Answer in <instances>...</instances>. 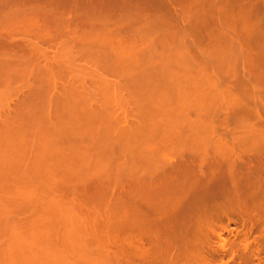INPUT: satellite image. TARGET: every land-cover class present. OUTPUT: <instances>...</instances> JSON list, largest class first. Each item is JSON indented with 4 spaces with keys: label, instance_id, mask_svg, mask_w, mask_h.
I'll list each match as a JSON object with an SVG mask.
<instances>
[{
    "label": "rangeland",
    "instance_id": "rangeland-1",
    "mask_svg": "<svg viewBox=\"0 0 264 264\" xmlns=\"http://www.w3.org/2000/svg\"><path fill=\"white\" fill-rule=\"evenodd\" d=\"M107 1L110 5H109V8L106 7L105 5V8L109 9V11L108 9L107 11L106 9L103 10V12H105L106 14L101 11H95V10L94 12L90 11L91 12L90 14L87 12L89 16L87 15L86 20H85L86 13H84L85 11L82 12L80 10H79L80 12L75 10L74 14L71 12L65 13L64 15H66V18L64 16L63 19H62L63 15H61V12H56V15L57 14L59 15L57 17H59L60 19L58 20V18H53L54 21L57 19L58 22L55 21L56 23L53 21V19L50 20V18L48 17L45 18L41 16L42 19L44 18V22L42 21V23H44L43 24L44 26L42 25V27L47 26L45 28L51 31V33H49L48 31V33L49 35L52 34L51 35L52 38L57 36L58 31L65 32L66 30L65 33H67L68 31H69L68 33H71L69 35L66 34L67 37L61 36V39H60V36H57V38L59 37V40L57 39V41H54V43H50V44L45 42L46 38H43L44 40V41L42 40L43 42L41 41L38 42L37 41L39 40L38 34H36L37 38H34V37L31 38L33 40L32 42L33 43L35 42L37 47H39L38 50L40 51V55L41 56L43 55L44 58L46 56L47 59L49 60L52 59L53 57H56L57 54H58L57 56H60L63 51V50L61 51V47L64 46L66 48L67 46L66 54L68 55L67 57L69 58V61H72L73 63L72 65L73 67L71 69L74 72L72 73V71H70L71 69H69L70 73L68 72V70H63L65 71L64 74L66 73L70 75H68L69 77L68 78L67 75L65 74L67 78L64 76L65 79L63 78L62 80H58L60 82L57 81V83L60 84V86L62 85L61 88L64 85L62 89L58 88L60 87L58 85L56 86L59 90L58 89L50 90L48 86H44V85L42 86L44 82L41 80L40 81L43 82L42 84L40 82H37L36 81L38 79L37 75L36 76L32 75L34 77H37V79H35L34 77L30 75H26V74H25V77H23V74L25 73L26 69L19 67L20 70L24 69L22 70L23 71V74H22L21 73L22 71H18L19 68L17 69L16 67L22 66L24 62H25L24 64H26L27 62L29 63L30 61H27V58H25L24 60L21 59L23 60V63L22 61L20 62V60L18 62V58L20 59V56L18 58L17 56L21 55L23 51L21 48H19L21 49L20 53L17 48L18 51L15 50L17 51V53L16 54L13 53L12 56L10 55L11 58H13V55L16 56L14 57V60L16 58L18 63L16 62V60L14 62L13 59H10V56L8 58L7 56L8 54L6 55L7 61L11 62L13 60V64H11L12 66L11 67L9 66V67L10 68L15 67V70L17 69V73L20 72L18 74L14 73L15 70L14 72L12 69L9 70L7 64L10 65V63L9 62L5 63L6 62V59H4L5 53H2V56L0 55L3 58L2 62H4L3 60H5L4 63L6 64V67L5 65H3V67H5L4 68L5 74H3V72L1 71L3 70V68H2V65H0L1 66L0 68H2L0 69V73L2 74V76L4 75L2 79H4V77L7 78V75L11 76V78L8 77L7 80H9V78L12 79L14 76V75L12 76L13 73L16 75L14 76V78L17 77L18 75L20 77L22 75L23 77V79L21 78L22 80L18 81L20 85L18 84L17 81H16L17 83L14 81V83L10 82V84L9 83L7 84L6 80L5 82L4 80L2 82L0 81V95H1L0 96V116L2 118L0 120H1V123L3 119L5 120L3 122L5 123L9 122L8 124H5V129H6L5 133H3L4 128L1 127V126H4L2 125L4 123L0 124V127L2 128V130L0 128V131H1L0 135L2 133L4 134V136L3 135L0 136V143H1L0 144V210L4 212H8L9 214L7 215L9 216L11 215L10 212H12V216L9 217V220L11 222L9 223L11 225L8 223V219L6 220L5 217H3L2 220L0 219V230H1L0 233L2 232L3 234V235H0V238H1L0 239V261L1 262L0 263L1 264L5 262H6L5 264H9L7 263V260L11 264L12 263L11 261L13 260V258H15L17 262L21 261L20 262L21 264H37V263L38 264L40 263L41 264H79V263L80 264H107L108 262L111 264L113 257H115L113 255H116V254L120 255L121 252L123 253L125 252L126 254L129 253L128 255L132 258V255H131V253H133L132 251L134 252L139 251L138 250L139 248L140 250H144V249L150 250L151 248H154L151 246L152 243L149 242L150 244H148V240L145 239L146 237L143 234L139 233L140 235H143L142 237L139 234L137 233L135 234V232H132L134 228L136 226L138 228L139 225L140 226L142 225L141 227H139V229L135 228V230L137 229L138 232H141L139 231L141 228L145 229V228H149L150 226H151V229L153 230L152 226H155L156 224L154 222L155 221L160 222V220H162L161 222H163L164 218H166L169 215L168 212H171V211L173 212V208L170 205V203H172L173 205V200L177 199L175 198L176 196L180 198L178 199L181 202L182 201L181 197L182 196L184 197V192H186L184 191V189L188 188V187L186 188V184H184L185 186H183V189L181 187L182 185L181 183H179L178 184L179 186H178L176 183V180L174 181L175 178L172 180H173V183H176L177 186L171 182L172 180L167 181L168 180L167 178L169 177L172 178V175H170L166 178V182H169L172 184L166 183L167 185L163 186L164 188L161 186V189L158 188L160 186L152 185V187H155V189L158 188L160 190L159 192L162 194L159 197H158L159 194L155 195L157 197L156 200L158 199L156 202V200L154 199L155 197L153 193L157 191L153 190L148 185L151 186L150 184L151 181H153L152 184L154 183V181L157 179L158 174L161 176L163 175L162 174L163 172L166 174V172L170 168L169 166L170 164H168V161L170 162L171 160L178 158V156L174 158V153L176 152L172 151V147L175 143L176 144L182 143V142L186 143L188 142L186 140H188L189 137L191 138L190 140L191 142H192L193 137L195 138L198 137V139L203 137V134L201 133L197 134V132H199L198 130H196L197 132H194V130L191 132H188L189 127L190 126L192 127L191 125L192 123H190V119L192 118V116H189V114L196 116L193 118L194 120H196L195 118L199 120V117L197 116H198V112L201 108L200 106L203 100L201 101V103L199 101L206 97L204 96L202 98L199 94L203 92V90H204L203 93L205 95H208V93L211 94V92H208L210 91V87H209V90L207 89V86H208L206 84L207 81L205 82L204 81L205 79H203V78H206L207 76L205 75L206 74L205 72L209 71L208 75H210L211 72L212 74L217 73V70H219L218 69L219 67H217L216 64H215L216 68H215V65L212 67L211 65L205 66L206 67V71H205L203 69L204 63H202V57L204 56L203 59H205V55H206L205 53L206 52L208 53L209 51L210 54L212 55L207 54L208 56L206 55V57L208 58L211 56L210 58L213 59L212 61H215L217 59L216 56L218 54H219L218 56H222L220 54H223V57H224L225 54L231 53V51L229 52V50L228 52H225L223 49L225 48V50L227 51L229 47L221 46V43L216 44V41H215L214 44L211 43V44L205 45L206 40L203 41L204 35L202 34L205 33V31L207 30L206 29L203 32L205 27L202 28L203 26L202 24L206 20L205 18H204L205 20L203 19L204 17L203 11H205V14H206L205 9L206 8L211 9L212 7V6L210 7L211 1L214 4L213 8H216L217 6H215V4H217L219 0H217V2H214L213 0H121V1L120 0H116V1L107 0ZM212 2H211V5H213ZM108 3L106 2L107 6H108ZM216 11L217 10L215 9V12ZM76 12L78 13L76 14ZM207 12H209V10ZM213 12H214V9L212 11V14L207 13V15L208 14L213 15ZM70 13L73 15H70ZM67 15H68V19H67ZM79 17H81V19ZM104 17H107V18L104 19ZM41 18L39 19L41 20ZM201 18L203 19V21ZM209 18L207 19V21L209 20V23H210ZM62 20H65V24ZM75 20L78 22H75ZM80 20H83V21H80ZM91 20H93V22ZM49 21L52 23H50ZM201 21L203 23H201ZM80 22L81 23L83 22V23L81 24ZM84 22H86L87 24ZM39 25L41 26V21H40V24L38 23V27ZM65 25H66V28L64 30L63 27H65ZM73 26H76L75 29H73ZM45 28H42V29L44 30ZM57 28L61 30L59 29L56 30ZM52 29H54L56 32H53L54 30L52 31ZM38 30L41 31V29H38ZM38 30L37 31L35 30L36 33L37 32L39 33ZM47 30H45V33L41 31L43 33L41 34L40 38L43 36V34H47L46 33ZM207 32H210V31H207ZM213 33L214 32H212V34ZM61 34L64 35L63 33ZM61 34L59 33V35ZM211 36H214V35H211ZM54 40H56V38ZM62 40L63 41L66 40L65 41L66 44ZM209 40L213 41V39H210V38ZM222 41L223 40H221L220 42ZM222 45H224V43H222ZM82 47H83V50H82ZM206 48H208L207 49L208 51L204 50ZM229 49H232V48H229ZM120 50L121 52L123 50V52L121 53ZM136 50L137 52H135ZM233 50L234 49H232V51ZM79 51L80 53H82L81 55ZM124 51L125 52L128 51V52L124 53ZM234 52L235 51H233L232 53ZM69 55L71 56L69 57ZM72 55L73 56L75 55V56L73 57ZM43 57H41L42 59L38 57L41 59V61H38V62L43 63L44 62ZM81 57L85 59H82ZM215 57L216 59H214ZM131 58H132L131 60L132 62L130 61ZM29 59L30 58H28V60ZM32 60L36 61L35 58ZM49 60H46V61H49ZM65 60H68V59L66 58ZM143 60H146V61L143 62ZM94 61L96 63H94ZM116 61L118 65L116 64ZM119 61H120V64L122 65L119 64ZM2 62L0 60V64H2ZM32 62L29 64L32 65ZM38 62L36 61V63ZM137 62L140 66L137 64ZM14 63H16V66H14L15 65ZM19 63H22V64L17 65ZM28 63L27 65H29ZM36 63H33V64H36ZM145 63H147L146 66L144 65ZM27 65L26 66L23 65V66L28 67ZM113 66H115V68ZM128 68L130 69V71ZM6 69L8 73L6 72ZM81 70H85V71L78 72ZM122 70H124L125 72L124 71L122 72ZM60 71L61 70H59V72ZM126 71H129V72L127 73ZM9 72H12V73H9ZM120 72H122V74ZM114 73L116 76L114 75ZM61 74L63 73L61 72ZM100 75L105 77V78L103 77V81H100V82L106 81L105 82L106 85L104 84L105 86L102 85L101 87L95 84L97 87H99L97 88L94 86L93 83H96L95 81L99 80L98 77ZM28 76L33 78V79L30 78L31 81L33 82L29 81L30 79H28ZM73 76H74V79H73ZM20 77H17V79L15 78V80L20 79ZM93 78H96V79L98 78V79L97 80L94 79V82H93ZM34 80L37 83H35ZM67 80H70L69 83L73 80L75 82L79 81L77 82V84L74 82L76 84V88L73 87V82H72V87H71V84H69L70 87L72 89L75 88L73 90H76V91L68 93L70 92L71 89H69V86H66L68 84ZM100 82H98V84ZM112 84L117 85L116 87L119 86L118 88H120L118 93L114 92L116 96L115 98H113V93H112L113 90L108 89V87H110V85ZM31 85L32 86L34 85L36 91L39 89V92L38 91L36 92L34 90V87H32ZM35 85H37L38 87ZM77 85L78 87L80 86V89H78ZM114 85L110 88H113ZM39 86L45 87L46 92L43 88H40ZM212 86H211V89H212ZM19 87H20V90H22V91L19 90L20 92H18V90L17 91L15 90L16 88L19 89ZM31 87L33 89H31ZM46 87H48V89ZM40 89L41 90L43 89L42 96L45 95V97L43 96V99H41L42 96L40 93L41 92ZM64 89H67V91L69 89V91L67 92ZM206 89L208 90L207 94L205 93ZM213 89L214 90H211L212 93L213 91H215V88ZM13 90L16 93H14ZM30 90L31 91L34 90L36 93L34 94L32 91L33 93L32 94ZM110 90L112 91L111 93H110ZM51 91H54V92H51ZM197 91H200V92L198 93ZM203 93L201 95H204ZM62 94L64 95L65 98L62 97ZM89 94H90V97L92 95L91 99L93 100V102L92 100L88 99ZM94 94L96 96H94ZM111 94L112 96H110ZM116 94H118L119 96ZM13 95H17V96H13ZM34 95H37V96L35 97ZM48 95L50 96L48 97ZM66 95L67 96L70 95V98L72 99H70ZM85 95L86 97L83 98ZM209 96L206 97L205 99L206 101L208 98L212 97V96L210 97ZM46 97H48V100L46 99ZM51 97H53V99L57 98L59 101L55 99L53 100ZM60 97L61 99H59ZM74 97H76V99ZM117 97H119V99ZM8 98H9L8 100L9 103L6 102L7 101L6 99ZM38 98H39V101H38ZM49 98H51L53 101L51 99L49 101ZM62 98H64L65 100H62ZM82 98L84 100L87 98L88 99V100L86 99L87 102H85ZM212 98L210 100L208 99L211 103H212L211 101ZM190 99L193 104L195 103V105H193L194 107L191 105L192 103ZM205 100L203 101L205 102V104H208V105L211 104V103L210 104L206 103ZM214 100H215V103H217L216 99ZM22 101H24L25 103L22 104L23 103ZM28 101L31 104L28 103ZM37 101L38 103H36ZM18 102H20L21 105H24V107L21 105L20 106L17 105ZM34 103H36L37 106ZM205 104H203L202 108H204ZM208 105H205V106L207 107ZM189 106L192 108V109L190 108V111H188ZM20 107L22 108L21 110H20ZM14 108H16L15 110L19 112H16ZM124 108L125 110H127L126 112L125 110L123 111ZM11 109L12 111L14 110L15 113L13 112L11 114L10 113L12 112ZM6 110H7V113L9 112L8 113L9 115L6 113ZM203 111L205 112V110ZM83 112L85 115L83 114ZM124 112L128 116H126ZM201 113H202V110H201ZM107 114L108 115L110 114L111 116L110 115L107 116ZM10 115L11 116L13 115L14 118L11 117ZM123 115H125L124 117H125L126 124H124L125 122L123 120ZM200 117L202 118V116ZM194 120H192V122ZM188 123L190 124L189 127H188L189 125ZM14 124L15 126L13 127ZM193 124H195V121ZM6 127L8 129L12 127L13 130L11 129L12 131H10L9 129V131L7 132L8 129ZM156 127L158 128L156 129ZM185 127H188V128H185ZM193 132L196 135L190 134ZM119 136L121 137L124 136V137L119 138ZM14 139L16 140L12 141ZM10 141L14 143H11ZM21 142H23L22 143L23 145L21 144ZM6 143H7V146H6ZM26 143L28 144V146ZM2 144H4V146ZM20 146L21 147L24 146L23 147L24 149L20 148ZM13 147L17 149H14ZM170 148H171V151H170ZM153 162L157 164H154ZM153 173H156V174H153ZM152 175H155L156 178L155 176H152ZM178 175H180V177L178 178L180 181L182 179L181 177L183 176L180 173ZM107 176H109L110 178ZM142 176H143V179H145L146 177L145 180H148L150 177H154V180L151 179L149 181L150 183L147 182L149 183L147 187L146 185H143V183L141 184ZM98 179H99V182H98ZM132 181H134V183ZM122 183L125 185H123ZM139 183L141 184V186L143 185V186H146L147 189L149 188L150 190L145 189V192L150 191L151 192L150 194H152L153 196L149 195V193L148 195L146 194L144 196L141 195L140 191L142 193L141 189H144V187L143 186H142L143 188L140 187ZM168 185L169 186L171 185V186L168 187ZM173 186L174 187L176 186L175 187L176 189H174ZM165 187H167L168 189ZM178 187L179 188L181 187L180 189L183 193H180L181 191L178 189ZM129 188H130V191H133V192H130ZM190 188L191 187H189L187 190H189ZM177 189L180 192H178ZM136 190H138V192ZM190 190L191 192L194 191L192 190V188ZM164 191H165V196L163 195ZM172 191L173 192L175 191L176 195L173 194ZM170 192L172 193V195H175V196H172L171 198V194H169ZM132 193H134L133 196H132ZM166 195L170 196V197L167 196L168 197L167 198L168 201L166 200L167 203L164 201V198H166ZM186 195H185V198L187 197ZM192 196L194 195H191L190 197ZM188 197H189V194H188ZM169 198L170 199L175 198V199H173L171 202ZM185 198H183V201L185 200L184 202H186ZM87 200L89 201L88 203H87ZM123 200L125 201L123 202ZM177 200H175V202ZM159 201H162V203ZM163 201L165 203H163ZM182 202L180 206H184ZM160 203L162 205H160ZM176 203H179V202H176ZM175 204L174 206H177V204L176 205ZM79 206L85 207L87 210L85 209L80 212L79 211L80 209L78 208ZM89 207L91 209H89ZM161 207L164 209H162ZM92 208H93L94 213L90 212V210L92 211ZM171 208L172 210L170 211ZM175 208L176 207H174V209ZM182 208L180 209L181 211L177 210V212H179V216H180V212L182 213V211L184 210ZM154 209L156 210L160 209L159 212L161 210L163 211L159 213L155 210L156 214H154L155 213L153 211ZM166 210L168 211L166 212ZM175 212H173L172 215L170 213L171 216L169 215V217H171V220H169L170 218L168 217H167L168 219L167 218L166 219L169 221H173L172 219L175 220L173 216L178 215L177 212L176 213ZM164 213H167L168 215L165 217L164 215H162ZM36 214L37 215L39 214V215L37 216ZM82 216H85L86 218ZM162 216L164 218H162ZM157 217H159L158 219L160 218L162 219L156 220ZM4 219L6 220L5 224H4V221H5ZM13 221H14V224H13ZM1 222H3V224ZM159 222H157V224ZM6 224H9V225H6ZM117 225L119 226L122 225V226H120L119 228ZM130 225H132L131 229L126 228V226L129 227ZM8 226H10L11 228ZM123 226H125V229H127L126 230L127 232L125 231ZM113 227L115 228L114 229L115 231L113 230ZM151 229L149 230L152 231ZM146 230L148 231V229ZM14 232H16L17 234ZM130 232L134 234H131ZM8 233L11 235H8ZM258 235L259 233L254 232L249 236L248 240L252 241L254 239V241H256L257 239H259ZM112 239L116 243L118 242L117 245L115 244L114 241H113L114 244H112L111 242ZM140 239L143 241H141ZM130 240L131 241L133 240L132 241L133 244L128 245L127 243H129ZM137 240L141 242L139 243ZM212 240L214 242L215 241L218 242V239L215 236L214 238H212ZM98 242L100 243V245ZM171 247H173L174 252H175L177 248L175 249L174 246H171ZM161 250H163V248ZM174 252L172 251L169 253L173 254ZM125 253L121 254L123 255V257L119 256L122 261H120L119 258L115 257V259L117 258L120 261L119 262L120 264L121 262L124 263L123 258L126 260H128L129 258L128 256L127 257L125 256L126 255ZM81 255H83V258ZM111 257L112 259H109ZM259 257L262 262V260L264 259V249L259 253ZM17 258L19 259V261L17 260ZM224 258L227 259L228 257L224 256ZM133 260L135 261V264L137 262L138 264L141 263V261L139 260L140 261L139 262L138 259L136 258ZM257 260L258 259H255L253 261V264H263L259 262V260L258 261ZM13 261H14L13 264H16L15 260ZM51 261L52 263H50ZM130 262L131 261H129V264ZM20 263H17V264H20ZM115 263L117 262H113V264Z\"/></svg>",
    "mask_w": 264,
    "mask_h": 264
},
{
    "label": "bare ground",
    "instance_id": "bare-ground-1",
    "mask_svg": "<svg viewBox=\"0 0 264 264\" xmlns=\"http://www.w3.org/2000/svg\"><path fill=\"white\" fill-rule=\"evenodd\" d=\"M116 1V0H115ZM121 1V0H120ZM214 2H217V0H213ZM106 2L108 3L107 0H0V55L2 56V53H5L4 55V59H6V55L9 56L14 53L16 54L17 51L19 50V53L21 52V49L24 51H22V56L21 55H18L17 58L20 56V59L18 58V62L20 60V62L22 61L23 63V60L25 58H27V61H30L29 63H31L32 61V65L29 64L27 61V63L29 65L26 64H22V63H19L17 65H21L22 66H18L16 67L17 69L19 67H22L24 69H26L25 73L23 74V71L24 69L20 70V68L18 69V71H22L21 73L23 74V77H25V74L26 75H37V77H34L35 79H37L36 81L37 82H40L42 84V86H48L50 88V90H56L58 88H61L60 84L57 83L58 80H62L65 76L63 70H68V72L70 73V71H72V61H69V58L67 57L68 55L66 54L67 52V46L66 48L64 46L61 47V55L60 56H57L56 57H51L52 59H47V57L45 56V58L43 57V55L41 56L40 55V51L38 50L39 47H37L36 43L32 42L33 40L31 39L32 37L34 38H37L36 37V34H38L39 36V40H37L38 42H43V38H46L45 39V42L47 43H54V41H57V39L59 40V37L57 38V36H60V39H61V36L62 37H67V35L71 34V33H65L66 30V25L64 28L65 32H60L58 31L57 33V36L52 38V34L49 35V33H51V31L45 27H42V25L44 23H42V21L44 22V18L42 19V17H45V18H50L53 19V18H58L57 16H59L58 14L56 15V12H61V15L62 16V19L63 17L65 16L66 18V15H64L65 13L67 12H71V13H75V10L80 12H84L86 13V18L85 20L87 19V15L88 13L90 14L92 11L94 12L95 11H101L103 12V10H105V5L106 7L109 8V3H108V6L106 4ZM212 2V1H211ZM211 2H210V7L211 9H205L206 10V14H205V11H203L204 13V17L203 19L206 21H204V23L201 21V23H203L202 25V28H204L203 32L205 31V33H203L202 35H206L205 39L203 37V41H205V45L207 44H214L215 41H216V44H220L221 43V46H226V47H229V48H232L234 49L233 51H235L234 53H232V49H227V51L225 50V48L223 49L225 52H229L231 51V53H228V54H225L224 57H223V54H220L222 56H216L214 59H216L215 61H212L213 59H211L210 57H206V55L210 54V52L207 50L208 48L204 49L205 51H208V53L204 51V53L206 54L205 55V59H203L202 57V63L203 64V69L206 71V67L205 66H214L215 64L217 65V67H219L217 70V73H213L211 72L210 75L209 74V71L205 72L207 75L206 78H203L205 79L204 81L206 82V84L208 85L207 86V89L209 90V87H210V91H208L207 89L205 90L206 94L208 92H211L208 93V95H205L203 92H201L199 95L203 98L204 96H212L210 98H208L209 100L212 98V103L207 99V102L205 98L201 99L200 97V103L201 101L205 100L206 103H211L210 105L208 104H205V102L202 101V104H201V108L203 107V104L205 105H208L207 107L204 105V108H200L199 112H198V116L199 117V120L197 118H195L196 120H194L193 118L196 117L194 115H190L189 116H192V118L190 119V123H192V127L190 126V124L188 125L189 127V130L188 132H191L194 130V132H197L196 130H198L199 132H197V134H203V137L199 138H195L193 137L192 139V142L190 141L191 138L189 137L188 142H182V143H178V144H174L173 147H172V151L173 152H176L174 153V158H176L178 156V158L176 159H173L171 160L170 162L168 161V164H170V171L168 169V171L166 172V174L163 172L162 176L158 174L157 176V179L154 181V183L152 184L153 181H151V183L149 182L151 179L154 180V177H147L149 178L148 180H145L143 179V176H142V182L141 184L143 183V185H148L149 183L151 184L148 185L149 187H151L153 190L157 191L155 193H153L154 195V199L156 200V196L155 195H158V197L160 195H162L159 191V189H161V186H165L167 185L169 182H166V178L170 175H172V178L169 177L167 178L168 180L167 181H171L172 179H174V181L176 180V183L177 185L179 183H181V187L183 189V186H185L184 184H186V188L188 187H191L192 190H194L193 192H191V188L189 190L187 189H184V197L182 196L181 200L183 201V198H185V195L187 196L185 199H186V202H182L184 204V206H180L181 205V202L179 201V197H175V198H179L176 202H179V203H176L175 200L173 199H170L169 200L172 202L173 200V205L172 203H170V205L172 206L173 208V212H177V210H180L182 207V209H184L182 211V213L180 212V216H179V212H177L178 215L177 218L176 216H173L175 218L172 219L173 221H169L171 220V217H169L170 213L172 212V208L170 209L171 212H168L167 213H164L162 215H164L165 217L167 216L168 218H170L169 220H167L166 218H164L162 216V218H164L163 222H161L162 218L158 219L159 217H157L156 220H160L157 221L159 222L157 224V222L155 221L154 223L155 226H152L153 227V230L151 229V226L149 228H141L139 231L141 232H138L137 229H139V227H141L139 225V227L137 228V226L135 228H137L135 230L132 231V232H135V234H143L148 240V244L152 243L151 246L154 247V248H151L150 250H140V248L138 249L139 251H132L133 253H131L132 255V258L133 259H138V261L140 260L141 263L139 264H253V261L255 259H258L259 262H261V259L259 257V253L264 249V0H219L217 2V4H215V6H217L216 8H213L214 4L212 2L213 5H211ZM119 3V2H118ZM119 5V4H118ZM27 6V8H26ZM112 6V5H111ZM122 7V6H121ZM107 8V9H108ZM29 9V10H28ZM106 9V11H107ZM111 9V8H110ZM114 9V8H113ZM112 9V10H113ZM214 9V12H213V15H209V14H212V11ZM215 9L217 10L215 12ZM80 10V11H79ZM209 10V12H207ZM211 10V11H210ZM74 11V12H73ZM91 11V12H90ZM109 11V9H108ZM64 12V13H62ZM76 12V14L78 13ZM88 12V13H87ZM100 12V13H101ZM70 15H73L71 14ZM83 13V14H84ZM96 13V12H95ZM105 13V12H103ZM202 13V14H203ZM207 13H209L207 15ZM216 13V14H215ZM46 14V15H44ZM69 14V13H68ZM75 14V15H76ZM94 14V13H93ZM106 14V13H105ZM60 15V16H61ZM85 15V14H84ZM102 15V14H101ZM77 16V15H76ZM81 16V15H80ZM89 16V15H88ZM105 16V15H104ZM206 16V17H205ZM208 16V17H207ZM210 16V18H209ZM41 18V20L39 19ZM64 18V19H65ZM78 18V17H76ZM81 19V17H79ZM90 18V17H89ZM107 18V17H104V19ZM210 19V23H209V20L207 21V19ZM67 19H68V15H67ZM66 19V20H67ZM72 19V17H71ZM70 19V20H71ZM91 19V18H90ZM97 19V18H96ZM48 20V19H47ZM77 20V19H76ZM75 22H78L76 21ZM84 20V19H83ZM83 20H80V21H83ZM103 20V19H102ZM40 21H41V26L39 25L38 27V23L40 24ZM46 21V20H45ZM54 21V19H53ZM56 22L57 19L55 20ZM54 21V22H55ZM65 24V20H62ZM89 21V20H88ZM93 22V20H91ZM47 22V21H46ZM50 22V21H49ZM55 22V23H56ZM90 22V21H89ZM105 22V21H104ZM52 23V22H50ZM60 23V22H59ZM81 23V22H80ZM83 23V22H82ZM81 23V24H82ZM86 23V22H84ZM96 23V22H95ZM54 24V23H53ZM80 24V25H81ZM87 24V23H86ZM210 24V25H209ZM46 25V24H45ZM58 25V24H56ZM61 25V24H60ZM94 25V24H93ZM205 25V26H204ZM44 26V25H43ZM51 26V25H50ZM55 26V25H53ZM212 26V28H211ZM41 27V28H40ZM52 27V26H51ZM71 27V26H70ZM76 26H73V29H75ZM209 27V28H208ZM42 28H45L44 30ZM72 28V27H71ZM93 28V27H92ZM212 30H211V29ZM38 29H41V31H43L45 33V30L47 34H43V36L40 38L41 34L43 32H41L40 30ZM51 29V28H50ZM55 29V27H54ZM52 29V31L54 30ZM59 28H57L56 30H58ZM38 30L39 33L36 31ZM61 30V29H59ZM71 30V29H70ZM77 30V28H76ZM49 31V33H48ZM75 31V30H74ZM207 31H210V32H207ZM53 32H56L55 30ZM72 32V31H71ZM76 32V31H75ZM212 32H214L212 34ZM59 33H63L64 35H59ZM207 33V34H206ZM54 34V33H53ZM56 34V33H55ZM67 34V35H66ZM75 34V33H73ZM209 34V35H208ZM66 35V36H65ZM132 35V34H131ZM211 35H214V36H211ZM72 36V35H71ZM135 36V35H134ZM133 36V38H134ZM211 36V37H210ZM74 37V35H73ZM131 37V36H130ZM210 39H213L212 40H209ZM220 37V38H219ZM56 38V40H54ZM219 38V39H218ZM41 39V40H40ZM64 39V38H63ZM69 39V37H68ZM131 39V38H130ZM210 43H209V41ZM216 39V40H215ZM35 40V41H36ZM43 40V41H42ZM49 40V41H48ZM53 40V41H52ZM221 40H223L222 42H220ZM63 41V40H62ZM66 41V40H65ZM65 41H63L65 43ZM79 41V40H77ZM212 41V42H211ZM219 41V42H218ZM37 42V43H38ZM81 42V41H80ZM218 42V43H217ZM62 43V42H61ZM222 43H224V45H222ZM66 44V43H65ZM81 44V43H80ZM227 44V45H225ZM5 47H4V46ZM64 45V44H63ZM68 45V43H67ZM70 45V44H69ZM77 46V45H76ZM75 46V47H76ZM86 47V46H85ZM206 47V46H205ZM18 48V50H17ZM21 48V49H19ZM69 48V47H68ZM126 48V47H125ZM132 48V47H131ZM80 49V48H79ZM134 49V48H133ZM132 49V51H133ZM17 50V51H15ZM60 50V48H59ZM82 50H83V47H82ZM119 50V49H118ZM124 50V49H123ZM122 50V52H123ZM74 51V50H73ZM85 51V50H84ZM129 51V50H128ZM126 51V52H128ZM156 51V50H155ZM223 51V52H224ZM75 52V51H74ZM82 52V51H81ZM121 52V50H120ZM119 52V53H120ZM121 52V53H122ZM124 51V53H126ZM137 52V50L135 51ZM154 52V51H153ZM71 53V52H69ZM80 53V51H79ZM85 53V52H84ZM89 53V52H88ZM97 53V52H96ZM120 53V54H121ZM82 53H80L81 55ZM135 54V53H134ZM133 54V55H134ZM103 55V54H102ZM101 55V56H102ZM119 55V54H118ZM122 55V54H121ZM124 55V54H123ZM130 55V54H128ZM127 55V57H128ZM140 55V54H139ZM207 55V56H208ZM212 55V54H210ZM227 55V56H226ZM0 56V57H1ZM10 56V59H13L14 60V56L13 55V58H11ZM66 56V57H65ZM71 55H69L70 57ZM73 56V55H72ZM75 56V55H74ZM73 56V57H74ZM100 56V55H99ZM98 56V57H99ZM132 56V54H131ZM141 56V55H140ZM214 56V54H213ZM212 56V58H213ZM226 56V57H225ZM22 57V58H21ZM33 57V58H31ZM38 57H43L44 59V62H38V61H41L40 58ZM104 57V56H103ZM126 57V56H125ZM220 57V58H218ZM28 58H30L31 60L35 58V60L38 62L36 63V61L34 60H28ZM49 58V57H48ZM68 59V60H65V59ZM82 58V57H81ZM95 58V57H94ZM145 58V56H144ZM147 58V57H146ZM2 57H1V62H2ZM23 59V60H21ZM72 59V58H71ZM70 59V60H71ZM82 59H85V58H82ZM100 59V58H99ZM105 59V58H104ZM129 59V58H127ZM9 60V59H8ZM13 60L11 62L7 61L6 59V62L5 60H3L5 63H10L7 64L9 70L12 69L13 72L15 70V67L13 68H10L13 64ZM16 62H17V59L15 58ZM14 60V62H15ZM46 60H49V61H46ZM80 60V58H79ZM93 60V59H92ZM119 60V59H117ZM132 60V58L130 59V61ZM204 60V62H203ZM78 61V60H77ZM107 61V60H106ZM124 61V60H123ZM146 61V60H143V62ZM2 62V68L3 70H1L3 72V74H5L4 72V68L6 67V64ZM17 62V63H18ZM125 62V61H124ZM132 62V61H131ZM201 62V60H200ZM215 62V63H214ZM33 63H36V64H33ZM94 63H96L94 61ZM16 66V63H14ZM116 64H117V61H116ZM119 64H120V61H119ZM132 64V63H131ZM134 64V63H133ZM138 64V62H137ZM143 64V63H142ZM147 63H145L144 65L146 66ZM219 64V65H218ZM3 65H5V67H3ZM23 65H27L28 67H25ZM96 65V64H95ZM99 65V64H98ZM112 65V64H111ZM114 65V64H113ZM118 65V64H117ZM122 65V64H120ZM129 65V64H128ZM139 65V64H138ZM137 65V66H138ZM216 65H215V68H216ZM10 66V67H9ZM140 66V65H139ZM1 67V66H0ZM99 67V66H98ZM105 67V66H104ZM115 68V66H113ZM120 67V66H119ZM128 67V66H126ZM125 67V68H126ZM143 67V66H142ZM0 68V69H2ZM7 68V69H8ZM85 68V67H84ZM95 68V67H94ZM118 68V67H117ZM122 68V67H121ZM136 68V67H135ZM208 68V67H207ZM6 69V72L8 73ZM17 69L15 70V74H18L20 72L17 73ZM69 69H71L69 71ZM99 69V68H98ZM97 69V70H98ZM124 69V68H123ZM129 69V68H128ZM221 69V70H220ZM11 70V71H12ZM59 70H61L59 72ZM77 70V69H76ZM80 70V69H79ZM114 70V69H113ZM116 70V69H115ZM120 70V69H118ZM145 70V69H144ZM202 70V71H204ZM215 70V69H213ZM85 70H81V71H78V72H83ZM124 70H122L123 72ZM130 71V69H129ZM129 71H126L127 73ZM146 71V70H145ZM58 72V73H57ZM61 72L64 74H61ZM67 72V71H66ZM67 72V73H68ZM74 71H72L73 73ZM116 72V71H115ZM119 72V71H118ZM122 72H120L122 74ZM125 72V71H124ZM137 72V71H136ZM140 72V71H139ZM142 72V71H141ZM216 72V71H215ZM9 73H12V72H9ZM12 74V76H16L15 74ZM90 73V72H89ZM119 73V74H120ZM146 73V72H145ZM78 74V73H77ZM75 74V75H77ZM80 74V73H79ZM118 74V73H117ZM143 74V73H142ZM153 74V73H152ZM21 75V74H20ZM63 75V76H62ZM67 77L68 75L70 74H66ZM74 75V76H75ZM115 75V73H114ZM135 75V74H134ZM149 75V74H148ZM4 76V75H3ZM2 74L0 73V81L2 82L4 80H6L7 84L10 82H13L14 81L18 82L19 80H22L23 77L21 75V77L18 75L17 77H20V79L18 80H15V78L17 79V77L14 78L13 76V80L10 79L11 76L7 75V78H9V80H7V78L4 77V79H2ZM6 76V75H5ZM61 76V77H59ZM74 76H73V79H74ZM101 76V75H100ZM100 76L98 77L99 80H97L96 78H93V82H94V79H96L98 82L100 81H103V77L104 76ZM116 76V75H115ZM123 76V75H122ZM129 76V75H128ZM141 76V75H140ZM151 76V75H150ZM211 78H210V77ZM32 77H29L28 76V79L32 78ZM66 77V76H65ZM66 77V78H67ZM118 77V76H117ZM116 77V78H117ZM205 77V76H204ZM22 78V79H21ZM27 78V77H26ZM60 78V79H59ZM69 78V77H68ZM78 78V77H77ZM105 78V77H104ZM115 78V77H114ZM209 78V79H208ZM33 79V78H32ZM65 79V78H64ZM79 79V78H78ZM101 79V80H100ZM128 79V78H127ZM39 80V81H38ZM43 82H41V81ZM72 80V79H70ZM70 80H67L68 81V84L65 85L66 86H69V89L67 91V89H64L66 90L68 93H71V92H74L76 90H73L76 88V84L77 82L76 79L75 81H71L69 83ZM129 80V79H128ZM31 81V79L29 80ZM35 81V80H34ZM35 81V83H37ZM64 81V80H63ZM82 81V80H81ZM95 81L96 83H93L95 87H97L96 85H99L102 87L106 85V81L105 82H100L98 84V82ZM119 81V80H118ZM130 81V80H129ZM137 81V80H136ZM16 82V83H17ZM33 82V81H31ZM60 82V81H58ZM72 82H73V87L75 88H71L72 87ZM76 84H75V83ZM114 82V81H113ZM134 82V80H133ZM204 82V83H205ZM34 83V84H35ZM62 83V82H61ZM81 83V82H80ZM79 83V85H80ZM102 83V84H101ZM209 83V84H208ZM19 84V82H18ZM32 84V83H31ZM40 84V86H41ZM71 84V87L70 85ZM75 84V85H74ZM96 84V85H95ZM105 84V85H104ZM116 84V83H115ZM195 84V83H194ZM212 86V89H211V86ZM12 85V84H11ZM20 85V84H19ZM28 85V84H27ZM60 86L57 88V86ZM114 84L110 85V87H112ZM119 85V84H118ZM125 85V84H124ZM129 85V84H128ZM215 85V86H214ZM32 86V85H31ZM37 86V85H35ZM39 86V87H40ZM117 85H114L113 88H110L108 87V89H111L113 90V92L110 90V93L112 92L113 93V98H115V93H118V91L120 90V88L116 87ZM217 86V87H216ZM7 87V86H6ZM16 87V86H15ZM27 87V86H26ZM30 87V86H28ZM34 87V85L32 86ZM31 87V89H33ZM38 87V86H37ZM48 87H46L48 89ZM64 87V85H63ZM62 87V88H63ZM78 87V85H77ZM86 87V86H85ZM100 87V88H101ZM9 88V87H8ZM18 88V87H17ZM15 89L16 91L18 90V92L22 91L20 90V87L19 89ZM25 88V87H23ZM21 88V89H23ZM40 88H43L46 92V89L45 87H40ZM61 88V89H62ZM87 88V87H86ZM99 88V87H97ZM96 88V89H97ZM123 88V87H122ZM206 88V86H205ZM213 88H215V91H212L211 90H214ZM219 88V89H218ZM30 89V88H29ZM37 89V88H36ZM42 89V90H43ZM60 89V90H61ZM78 89H80V86L78 87ZM77 89V90H78ZM102 89V88H101ZM20 90V91H19ZM34 90H35V87H34ZM34 90L33 93L35 94L37 91L39 92V89L35 92ZM41 90V89H40ZM42 90H41V96H42ZM59 90V89H58ZM73 90V91H72ZM85 90V89H84ZM202 90V89H201ZM14 91V90H13ZM32 91L30 90V92L32 93ZM49 91V90H48ZM62 91V90H61ZM65 91V92H66ZM136 91V90H135ZM149 91V90H148ZM153 91V90H152ZM208 91V92H207ZM50 92V91H49ZM51 92H54V91H51ZM115 92V93H114ZM122 92V91H121ZM133 92V91H132ZM157 92V91H156ZM198 93L200 91H197ZM218 94H216V93ZM14 93H16L14 91ZM32 93V94H33ZM95 93V92H94ZM108 93V92H107ZM204 94V95H201V94ZM31 94V95H32ZM39 94V93H38ZM45 94V93H43ZM48 94V93H47ZM93 94V93H91ZM215 94V95H213ZM30 95V96H31ZM61 95V94H60ZM68 95V94H67ZM66 95V96H67ZM79 95V94H78ZM84 95V94H83ZM100 95V94H99ZM118 95V94H116ZM154 95V94H153ZM1 96V95H0ZM6 96V95H5ZM9 96V95H8ZM13 96H17V95H13ZM35 97L37 95H34ZM40 96V95H39ZM45 97V95H43ZM43 96L41 99H43ZM50 95H48L49 97ZM58 96V95H57ZM56 96V97H57ZM72 96V95H71ZM75 96V95H74ZM88 96V95H87ZM94 96H96L94 94ZM93 96V97H94ZM112 96V94L110 95ZM119 96V95H118ZM4 97V95H3ZM48 97H46V99L48 100ZM55 97V96H54ZM62 97H64V95L62 94ZM70 98V95L67 96ZM73 97V96H72ZM86 95L83 97L85 98ZM90 100L91 97H90V94L88 96ZM103 97V96H102ZM108 97V96H107ZM181 97V96H180ZM217 97V98H216ZM7 98V97H6ZM33 98V96H32ZM53 99V97H51ZM49 98V101L50 99ZM58 98V97H57ZM55 99V100H58V99ZM65 98V97H64ZM64 98H62V100H65ZM68 98V99H69ZM76 99V97H74ZM82 98V99H83ZM119 99V97H117ZM2 99V98H1ZM45 99V98H44ZM51 99V100H52ZM53 99V100H54ZM61 99V97L59 98ZM67 99V98H66ZM72 99V98H70ZM87 99V98H86ZM86 99L84 100L85 102ZM87 99V100H88ZM95 99V98H94ZM104 99V98H103ZM155 99V98H154ZM216 99V102L215 103V100ZM5 100V99H3ZM8 102L9 98L6 99ZM52 100V101H53ZM89 100V101H90ZM2 101V100H1ZM38 101H39V98H38ZM38 101L36 103H38ZM51 101V102H52ZM59 101V100H58ZM82 101V100H81ZM110 101V100H109ZM115 101V99H114ZM117 101V100H116ZM191 101V99H190ZM5 102V101H4ZM24 104L25 102L22 101ZM32 102V101H31ZM34 102V100H33ZM42 102V100H41ZM45 102V100H44ZM47 102V101H46ZM84 102V103H85ZM93 102V100H92ZM188 102V101H187ZM198 102V101H197ZM2 103V102H1ZM9 103V102H8ZM7 103V104H8ZM28 103H30L28 101ZM36 103H34L36 105ZM56 103V102H55ZM83 103V104H84ZM107 103V102H106ZM185 103V102H184ZM192 103V101H191ZM190 103V104H191ZM199 103V104H200ZM27 104V103H26ZM31 104V103H30ZM40 104V103H39ZM38 104V105H39ZM47 104V103H46ZM51 104V103H50ZM49 104V105H50ZM91 104V103H90ZM89 104V105H90ZM17 105H21L20 102L17 103ZM16 105V106H17ZM42 105V103H41ZM52 105V104H51ZM192 106L195 105V103L191 104ZM190 105V106H191ZM6 106V105H5ZM24 107V105H21ZM27 106V105H26ZM30 106V105H29ZM33 106V105H32ZM37 106V105H36ZM47 106V105H46ZM184 106V105H183ZM189 106V110L190 111V107ZM8 107V106H7ZM6 107V108H7ZM31 107V106H30ZM39 107V106H38ZM90 107V106H89ZM93 107V106H92ZM104 107V106H103ZM194 107V106H193ZM17 108V107H16ZM14 108V110L16 109ZM28 108V107H26ZM35 108V107H34ZM127 108V107H126ZM206 108V109H205ZM22 108L20 107V110ZM36 109V108H35ZM97 109V108H95ZM108 109V108H107ZM106 109V110H107ZM192 109V108H191ZM194 109V108H193ZM199 109V107H198ZM4 110V108H3ZM11 111L10 112L11 114L15 111ZM40 110V109H39ZM105 110V111H106ZM111 110V109H110ZM125 110V108L123 109V111ZM201 110H202V113H201ZM205 110V112L203 111ZM10 111V110H8ZM24 111V110H22ZM38 111V109H37ZM90 111V110H89ZM88 111V112H89ZM103 111V109H102ZM127 110H125L126 112ZM192 111V110H191ZM16 112H19V111H16ZM97 112V111H96ZM124 112V114H125ZM6 113H7V110H6ZM9 113V112H8ZM7 113V114H8ZM69 113V112H68ZM92 113V112H91ZM103 113V112H102ZM111 113V112H109ZM18 114V113H16ZM84 114V112H83ZM9 115V114H8ZM69 115V114H68ZM85 115V114H84ZM110 115V114H109ZM107 114V116H109ZM126 116H128L127 114H125ZM125 115H123V120L125 122ZM196 115V114H195ZM202 116V118L200 116ZM11 116V115H10ZM20 116V115H19ZM111 116V115H110ZM13 117V115L11 116ZM10 117V118H11ZM185 117V116H183ZM14 118V117H13ZM0 119L1 116H0ZM72 119V118H71ZM111 119V118H110ZM127 119V117H126ZM187 119V118H186ZM192 120L195 121V124L194 121L192 122ZM3 121H5L3 119ZM4 124L1 123V120H0V124L4 125V126H1L2 128H4V131L3 133H5V124H8V123H5L3 122ZM127 121V120H126ZM129 121V120H128ZM199 121V122H198ZM202 123H201V122ZM7 122V121H6ZM118 122V121H117ZM122 122V123H124ZM188 122V120H187ZM198 125H197V123ZM126 124V122L124 123ZM128 124V123H127ZM15 126V124L13 125V127ZM0 127V128H1ZM9 127V126H8ZM129 127V126H128ZM132 127V126H131ZM188 127H185V128H188ZM1 128V130H2ZM7 128V127H6ZM16 128V127H15ZM158 127H156L157 129ZM184 128V129H185ZM8 129V128H7ZM10 131H12V127L9 128ZM9 129L7 130V132L9 131ZM12 129V130H11ZM129 129V128H128ZM133 129V128H132ZM131 129V130H132ZM17 130V129H16ZM180 130V129H179ZM178 130V131H179ZM127 131V130H126ZM151 131V130H150ZM164 131V130H163ZM175 131V130H174ZM187 131V129H186ZM87 132V131H86ZM94 132V131H93ZM157 132V131H156ZM193 133H190V134H193V135H196ZM1 133V131H0ZM1 134L0 136H4V134ZM126 133V132H125ZM132 133V132H131ZM146 133V132H145ZM148 133V132H147ZM162 133V131H161ZM117 134V133H116ZM151 134V132H150ZM178 134V133H177ZM205 134V135H204ZM16 135V134H15ZM14 135V137H15ZM17 136V135H16ZM87 136V135H86ZM125 136V135H124ZM123 136V137H124ZM19 137V136H18ZM17 137V138H18ZM118 137V136H117ZM121 136H119L120 138ZM121 137V138H123ZM187 138V137H186ZM195 138V139H194ZM13 139V138H12ZM9 140V139H8ZM7 140V141H8ZM11 140V139H10ZM16 139L12 140V141H15ZM194 140V141H193ZM4 141V140H3ZM10 141L11 143H14ZM190 141V142H189ZM2 142V141H1ZM8 142V143H10ZM5 143V142H3ZM17 143V142H16ZM20 143V142H19ZM23 142H21L22 144ZM77 143V142H76ZM1 144V143H0ZM27 144V143H26ZM4 146V144H2ZM11 145V144H10ZM9 145V146H10ZM20 145V144H19ZM23 145V144H22ZM25 145V143H24ZM35 145V144H34ZM6 146H7V143H6ZM17 146V145H16ZM28 146V144H27ZM32 146V145H31ZM113 146V145H112ZM24 147V146H23ZM23 147L20 146V148L24 149ZM26 147V146H25ZM14 148V147H13ZM30 148V147H29ZM36 148V147H35ZM14 149H17V148H14ZM13 149V150H14ZM19 149V148H18ZM27 149V148H26ZM25 149V150H26ZM186 150V152H185ZM18 151V150H17ZM22 151V150H21ZM34 151V149H33ZM170 151H171V148H170ZM31 152V151H30ZM15 153V152H14ZM24 153V152H23ZM27 153V152H26ZM29 153V151H28ZM176 154V156H175ZM82 160V159H81ZM87 161V160H86ZM90 162V160H89ZM138 162V161H137ZM84 163V161H83ZM154 164H157L155 162H153ZM140 164V163H139ZM143 164V163H142ZM19 165V164H18ZM86 165V164H85ZM182 174V176L184 177H181L182 181L180 180L179 181V177L180 175H178L179 173ZM124 174V173H123ZM146 174V173H145ZM144 174V175H145ZM150 174V173H149ZM153 174H156V173H153ZM85 175V174H84ZM113 175V174H112ZM111 175V177H112ZM118 175V174H117ZM138 175V174H137ZM148 175V174H147ZM178 175V176H177ZM87 176V175H86ZM85 176V177H86ZM92 176V175H91ZM116 176V175H115ZM122 176V175H121ZM133 176V175H131ZM152 176H155V175H152ZM160 176V177H159ZM174 176V177H173ZM109 177V176H107ZM117 177V176H116ZM141 177V176H140ZM139 177V178H140ZM177 177V178H176ZM22 178V177H21ZM95 178V177H94ZM106 178V177H105ZM110 178V177H109ZM120 178V177H119ZM156 178V176H155ZM171 178V179H170ZM4 179V178H3ZM121 179V178H120ZM141 179V178H140ZM178 179V180H177ZM20 180V178H19ZM24 180V179H23ZM91 180V179H90ZM114 180V178H113ZM138 180V179H136ZM118 181V180H117ZM178 181V182H177ZM20 182V181H18ZM98 182H99V179H98ZM119 182V181H118ZM130 182V181H129ZM134 183V181H132ZM140 182V181H139ZM149 182V183H147ZM173 183V180L171 181ZM6 183V182H4ZM14 183V182H13ZM85 183V182H84ZM90 183V181H89ZM96 183V182H95ZM101 183V182H100ZM99 183V184H100ZM167 183V184H166ZM172 183H169V184H172ZM176 183H173L176 185ZM18 184V183H17ZM121 184V183H120ZM119 184V185H120ZM123 184V183H122ZM130 184V183H129ZM128 184V185H129ZM138 184V183H136ZM140 184V183H139ZM140 184V187H142ZM6 185V184H5ZM22 185V184H21ZM125 185V184H123ZM127 185V186H128ZM152 185H155V186H160L158 188L155 189V187H152ZM176 185V186H177ZM104 186V185H103ZM107 186V185H106ZM131 186V185H130ZM146 186H143L144 189H141L142 190V193L140 191V194L141 195H152L150 194L151 192L150 191H146L145 192V189L146 190H150L149 188L147 189ZM171 186V185H170ZM168 185V187H170ZM175 186V187H176ZM179 186V185H178ZM85 187V186H84ZM101 187V186H100ZM132 187V186H131ZM139 187V189H140ZM142 187V188H143ZM146 187V188H145ZM174 187V186H173ZM174 187V189H176ZM180 187V188H181ZM94 188V187H93ZM102 188V187H101ZM105 188V187H104ZM164 188V187H163ZM162 188V189H163ZM167 188V187H165ZM178 187V189L181 191ZM81 189V188H80ZM86 189V188H85ZM138 189V190H139ZM151 189V190H152ZM168 189V188H167ZM165 189V190H167ZM177 189L178 192H180L179 190ZM98 190V189H97ZM138 190H136L138 192ZM144 190V192H143ZM103 191V190H102ZM107 191V189H106ZM129 191H130V188H129ZM135 191V190H134ZM162 191V190H161ZM171 191V190H170ZM92 192V191H91ZM104 192V191H103ZM118 192V191H117ZM130 192H133V191H130ZM153 192V191H152ZM159 192V193H158ZM173 192V191H172ZM177 192V193H178ZM192 194H190V193ZM20 193V192H19ZM28 193V192H27ZM105 193V192H104ZM109 193V192H108ZM122 193V192H121ZM180 193H183L182 191ZM186 193V194H185ZM21 194V193H20ZM80 194V193H79ZM134 193H132V196H133ZM139 194V193H138ZM139 194V195H140ZM167 194V193H166ZM169 194H171V198L172 196H175V191L173 192V194L175 195H172V193L170 192ZM188 194H189V197H188ZM14 195V194H13ZM97 195V194H96ZM114 195V194H113ZM130 195V194H129ZM152 195V196H153ZM165 196V191H164V194ZM191 195H194L192 197H190ZM20 196V195H19ZM99 196V195H98ZM117 196V194H116ZM130 196V197H132ZM170 197L169 195H166V198H164V201L167 203V198ZM181 196V194H180ZM105 197V196H104ZM107 197V196H106ZM20 198V197H18ZM120 198V197H118ZM161 198V197H160ZM159 198V200H160ZM23 199V198H22ZM30 199V198H29ZM82 199V198H81ZM112 199V198H111ZM123 199V198H122ZM146 199V198H145ZM153 199V200H154ZM15 200V199H14ZM79 200V198H78ZM95 200V198H94ZM106 200V199H105ZM140 200V199H139ZM158 200V199H157ZM156 200V202H157ZM167 200V201H166ZM125 200H123L124 202ZM163 201V203H165ZM89 201L87 200V203ZM95 202V201H94ZM110 202V201H109ZM122 202V203H123ZM143 202V201H142ZM162 203V201H159ZM177 204V206H174L175 203ZM81 203V201H80ZM92 203V202H91ZM152 203V202H151ZM160 203V205H162ZM90 204V203H89ZM154 204V203H153ZM159 204V203H158ZM157 204V205H158ZM175 204V205H176ZM186 204V205H185ZM59 205V204H58ZM84 205V204H83ZM107 205V204H106ZM110 205V204H109ZM108 205V206H109ZM180 207H179V206ZM81 206V205H80ZM78 207L81 211L85 210L86 208L85 207ZM101 206V205H100ZM107 206V207H108ZM38 207V206H37ZM40 207V206H39ZM174 207H178L176 210L174 209ZM16 208V207H15ZM88 208V206H87ZM157 208V207H156ZM162 208V207H161ZM160 208V209H161ZM186 208V209H185ZM28 209V208H27ZM31 209V208H30ZM35 209V208H34ZM89 209H91L89 207ZM159 209V210H160ZM164 209V208H162ZM3 210V209H2ZM20 210V209H19ZM23 210V209H22ZM38 210V209H37ZM77 210V209H76ZM87 210V209H86ZM95 210V209H94ZM156 209H154L153 211L155 212ZM159 210L157 209L156 211L159 212ZM175 210V211H174ZM7 211V210H6ZM25 211V210H24ZM27 211V210H26ZM29 211V210H28ZM33 211V210H32ZM67 211V210H66ZM78 211V212H79ZM104 211V210H102ZM163 211V210H161ZM160 211V212H161ZM168 210H166L167 212ZM181 211V210H180ZM10 212V211H9ZM21 212V211H20ZM76 212V211H75ZM88 212V211H87ZM90 212L94 213L93 211V208H92V211L90 210ZM153 212V213H154ZM159 212V213H160ZM173 212L171 213V215L173 214ZM175 212V213H176ZM6 213V214H5ZM84 213V212H83ZM157 213V214H159ZM9 214L8 212H4V211H1L0 210V219L2 220L3 217L6 218V220L8 219V223L10 222L9 220V217L12 216V212H10V216L7 215ZM19 214V212H18ZM89 214V213H87ZM86 214V216H87ZM156 214V212L154 213ZM30 215V214H29ZM37 215V214H36ZM39 215V214H38ZM37 215V216H38ZM85 215V214H83ZM93 215V214H92ZM170 215V216H171ZM153 216V215H152ZM179 216V217H178ZM17 217V216H16ZM41 217V216H40ZM82 217H85V216H82ZM81 217V218H82ZM154 217V216H153ZM172 217V218H173ZM15 218V217H14ZM80 218V217H79ZM86 218V217H85ZM12 219V218H10ZM155 219V218H154ZM5 220V219H4ZM6 220L4 221V224L6 223ZM14 220V219H13ZM42 220V219H41ZM85 220V219H84ZM166 220V221H165ZM31 222V221H30ZM29 222V223H30ZM3 224V222H1ZM11 223V222H10ZM9 223V224H10ZM20 223V221H19ZM153 223V225H154ZM1 224V225H2ZM9 224H6V225H9ZM13 224H14V221H13ZM16 224V222H15ZM18 224V223H17ZM23 224V223H22ZM5 225V226H6ZM11 225V224H10ZM19 225V224H18ZM17 225V226H18ZM39 225V224H38ZM136 225V224H135ZM134 225V226H135ZM138 225V224H137ZM145 225V224H144ZM150 225V224H149ZM13 226V225H12ZM16 226V225H15ZM40 226V225H39ZM42 226V225H41ZM84 226V224H83ZM116 226V224H115ZM119 228L120 226L122 225H117ZM131 226L130 225L129 227L126 226V228H130L131 229ZM234 228H232V227ZM10 227V226H8ZM36 227V226H35ZM46 227V226H45ZM112 227V225H111ZM117 227V228H118ZM124 229H125V226H123ZM121 227V228H123ZM146 227V226H144ZM148 227V226H147ZM11 228V227H10ZM15 228V227H14ZM25 228V227H24ZM97 228V227H96ZM118 228V229H119ZM8 229V228H7ZM17 229V228H16ZM20 229V228H19ZM41 229V228H40ZM39 229V230H40ZM101 229V228H100ZM106 229V228H105ZM115 228L113 227V230ZM129 229V230H130ZM148 229V231L146 230ZM149 229H151L152 231H150ZM18 230V229H17ZM22 230V229H21ZM37 230V229H35ZM83 230V228H82ZM120 230V229H119ZM127 229H125L126 231ZM1 231V230H0ZM16 231V230H15ZM107 231V230H106ZM115 231V230H114ZM137 231V232H136ZM234 231V232H233ZM12 232V231H11ZM41 232V231H39ZM117 232V231H116ZM127 232V231H126ZM254 232H257L259 233L258 237L259 239H257L256 241H254V239L252 241H249L248 238L249 236L254 233ZM4 233V232H3ZM16 233V232H14ZM112 233V232H111ZM124 233V232H123ZM131 233V232H130ZM13 234V233H12ZM17 234V233H16ZM117 234V233H116ZM131 234H134V233H131ZM130 234V235H131ZM0 235H3L2 232L0 233ZM7 235V233H6ZM8 235H11L8 233ZM140 235V234H139ZM143 235H140L143 237ZM227 235V236H226ZM255 235V234H254ZM257 235V234H256ZM217 237L218 239V242L217 241H213L212 238ZM140 237V238H142ZM14 238V237H13ZM16 238V237H15ZM1 239V238H0ZM6 239V238H5ZM4 239V240H5ZM11 239V238H10ZM3 240V239H2ZM1 240V241H2ZM17 240V239H16ZM125 240V239H124ZM141 240V239H140ZM9 241V240H7ZM48 241V240H47ZM108 241V240H107ZM114 240L112 239V244H114L113 242ZM118 241V240H117ZM133 241V240H132ZM132 241L130 240L129 243H127L128 245H131L133 244ZM138 241V240H137ZM143 241V240H141ZM141 241H138L139 243ZM5 242V241H4ZM25 242V241H24ZM106 242V241H105ZM125 242V241H124ZM150 242V243H149ZM217 242V243H216ZM99 243V242H98ZM118 243V242H117ZM117 243L115 242V244L117 245ZM102 244V243H101ZM25 245V244H24ZM30 245V244H29ZM100 245V243H99ZM103 245V244H102ZM108 245V244H107ZM110 245V244H109ZM127 245V246H128ZM28 246V245H27ZM50 246V245H49ZM150 246V245H149ZM171 246H174V248L176 249V251L174 252V249L173 247ZM12 247V246H11ZM25 247V246H23ZM169 247V248H168ZM163 248V250H161ZM168 248V249H167ZM173 250H172V249ZM45 249V248H44ZM149 249V247H148ZM171 250V251H170ZM123 251V250H122ZM174 252L173 254L169 253V252ZM12 252V251H11ZM15 252V251H14ZM21 252V251H19ZM121 252V251H120ZM5 253V252H4ZM45 253V252H44ZM109 253V252H108ZM114 253V252H112ZM125 253V252H124ZM123 252L120 253V255H117L116 252L115 254L116 255H113L117 258H119L120 261H122L120 259L119 256H122L121 254H124ZM110 254V253H109ZM126 254V253H125ZM129 254V253H128ZM126 254L125 256L129 257L128 260L124 259V263L125 264H129V261L130 264H135V261L128 255ZM134 254V255H133ZM20 255V254H18ZM108 255V254H106ZM111 255V256H112ZM23 256V255H22ZM82 258H83V255H81ZM91 256V255H90ZM93 256V255H92ZM99 256V255H98ZM104 256V255H102ZM112 256V257H113ZM224 256H227L228 258L225 259ZM3 257V256H2ZM106 257V256H105ZM109 257V256H108ZM109 258V259H112ZM115 257H113L112 261L113 262H117L115 264H118L120 261ZM121 257V258H122ZM12 258V257H11ZM10 258V259H11ZM42 258V257H41ZM94 258V257H92ZM9 259V261H10ZM21 259V258H20ZM48 259V258H47ZM98 259V258H97ZM101 259V258H100ZM106 259V258H105ZM115 259V260H114ZM225 259V260H224ZM2 260V259H1ZM13 260H15L16 264L17 263H20V262H17L15 258H13ZM11 261L13 264L14 261ZM17 260L19 261V259L17 258ZM49 260V259H48ZM126 260V262H125ZM257 260V261H258ZM37 261V260H36ZM44 261V259H43ZM110 261V260H108ZM111 261V264H113V262ZM139 261V262H140ZM1 262V261H0ZM4 262V261H3ZM106 262V261H105ZM6 263V262H5ZM5 263H2V264H5ZM7 263L10 264V262H8L7 260ZM29 263V262H28ZM52 263V261L50 262ZM107 263V262H106ZM121 262V264H124ZM264 264V259L262 260V262ZM1 264V263H0ZM21 264V263H20ZM38 264V263H37ZM41 264V263H40ZM80 264V263H79ZM107 264H110L109 262ZM120 264V263H119ZM138 264V262L136 263Z\"/></svg>",
    "mask_w": 264,
    "mask_h": 264
}]
</instances>
